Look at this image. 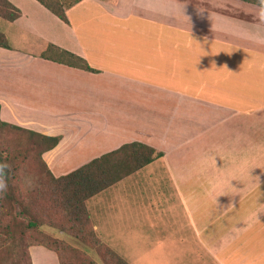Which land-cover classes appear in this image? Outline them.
Returning a JSON list of instances; mask_svg holds the SVG:
<instances>
[{
	"label": "crops",
	"instance_id": "obj_1",
	"mask_svg": "<svg viewBox=\"0 0 264 264\" xmlns=\"http://www.w3.org/2000/svg\"><path fill=\"white\" fill-rule=\"evenodd\" d=\"M10 1L22 15L8 21L12 48L0 47L1 118L61 136L44 153L53 173L68 174L126 143L150 145L164 156L145 167L158 164L153 171L167 181L157 190L170 187L181 209L174 235L180 247L197 248L183 257L264 264V75H250L264 68V7L244 0H82L68 9L66 23L38 0ZM97 29L99 36L89 37ZM51 43L96 71L42 57ZM170 64L207 72L161 76ZM112 187L88 201L104 242L102 205L111 202ZM120 226L123 236L127 224ZM30 252L33 264H60L46 246Z\"/></svg>",
	"mask_w": 264,
	"mask_h": 264
},
{
	"label": "trees",
	"instance_id": "obj_2",
	"mask_svg": "<svg viewBox=\"0 0 264 264\" xmlns=\"http://www.w3.org/2000/svg\"><path fill=\"white\" fill-rule=\"evenodd\" d=\"M66 23L68 9L82 0H38ZM264 7L262 0H244ZM21 9L0 0V16L15 21ZM0 47L12 48L0 31ZM42 57L96 71L83 57L49 44ZM61 136H50L1 118L0 106V264H33L30 248L55 251L60 264H129L104 242L95 228L88 201L141 168L164 156L142 142H130L97 157L68 174L56 176L44 158ZM49 226L79 239L97 251L94 261L81 248L53 237Z\"/></svg>",
	"mask_w": 264,
	"mask_h": 264
},
{
	"label": "rangeland",
	"instance_id": "obj_3",
	"mask_svg": "<svg viewBox=\"0 0 264 264\" xmlns=\"http://www.w3.org/2000/svg\"><path fill=\"white\" fill-rule=\"evenodd\" d=\"M8 27L9 22L0 16V31L6 34ZM98 30L92 31L89 37L99 36L100 31ZM85 42L91 43V45L95 43L86 41V38ZM167 68L168 72L166 74L162 72L161 76L168 78L178 72L188 79H195L198 74L204 75L207 72L206 69L195 65L174 66L170 64V67ZM176 68L179 69L172 70ZM28 73L34 75L35 72L32 70ZM0 74L2 75V73ZM250 75H264V68L257 66ZM189 83L194 85L192 81L187 80V84ZM2 86L3 83L0 80V88ZM157 165L141 168L107 190L106 194H110L111 202L99 204L102 205L103 212L108 216L105 220L107 229L103 232L106 244L129 264H211L207 257H183L184 254L194 252L197 248L195 244L191 243H187V248L180 247L177 236L174 235L178 230L177 226L183 222L182 213L177 195L172 193L170 187L165 190L166 193L164 190H157L167 181L166 177L153 171L158 169ZM115 213H117V217ZM118 213L121 218L118 217ZM152 220L155 223L153 234L150 233ZM121 224H127L123 236L121 235L123 229ZM148 229L149 240H146L145 234H148ZM42 230L53 237L62 238L73 246L81 248L94 261L101 262L97 251L86 246L76 237L49 226L43 227ZM186 249L187 252H184Z\"/></svg>",
	"mask_w": 264,
	"mask_h": 264
},
{
	"label": "clouds",
	"instance_id": "obj_4",
	"mask_svg": "<svg viewBox=\"0 0 264 264\" xmlns=\"http://www.w3.org/2000/svg\"><path fill=\"white\" fill-rule=\"evenodd\" d=\"M262 2H264V0H262ZM260 20H261L262 22H264V12H262V13L260 14ZM213 159H215V158H213Z\"/></svg>",
	"mask_w": 264,
	"mask_h": 264
}]
</instances>
